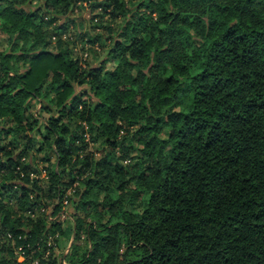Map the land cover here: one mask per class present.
<instances>
[{
  "label": "trees",
  "instance_id": "trees-1",
  "mask_svg": "<svg viewBox=\"0 0 264 264\" xmlns=\"http://www.w3.org/2000/svg\"><path fill=\"white\" fill-rule=\"evenodd\" d=\"M31 1L0 0V264L55 232L67 264H264V0ZM84 6L121 20L96 65Z\"/></svg>",
  "mask_w": 264,
  "mask_h": 264
},
{
  "label": "rangeland",
  "instance_id": "rangeland-1",
  "mask_svg": "<svg viewBox=\"0 0 264 264\" xmlns=\"http://www.w3.org/2000/svg\"><path fill=\"white\" fill-rule=\"evenodd\" d=\"M40 0H32L31 3L27 4L26 6L29 8L34 9L38 5H40ZM85 5V4H84ZM88 6H84V8H75L74 12L69 16L72 21H70V25L68 26L66 36L69 39V41L74 42L75 47L73 48V55L81 61H87L91 65H96L98 62H100L102 59L107 57V53L111 47V40L112 37L115 36V30L118 28V24L121 20H110L107 16H104L102 19H95L92 22H90V18L92 16V13L89 12ZM61 17V16H60ZM61 18L59 22L64 21ZM67 20V19H65ZM101 23H104L106 26L101 27ZM91 25V26H90ZM83 36V38L81 37ZM97 36V40L92 43L90 40L94 39V37ZM62 37H65L63 35ZM6 47L5 40L1 38L0 36V50L4 49ZM107 67H111L112 65L107 63ZM81 87L77 86L75 88L76 92L80 91ZM44 103H47L48 100L45 98ZM33 108L36 111L39 109L40 104L37 103V101H33ZM43 117H47L46 112H42ZM35 135V134H34ZM36 140L39 141L40 136L37 134L34 137ZM96 147H98V144H90V149L94 150ZM99 155V152L96 153ZM126 163V162H125ZM45 172H42V177L44 176ZM31 177H36L35 175L31 174ZM41 179V178H40ZM82 187V185H80ZM73 189H69L67 191L68 196H71L70 193H72ZM65 206L67 207L68 213H73V208L70 205V201L68 199L66 200ZM80 215L83 214V212H79ZM91 217V216H90ZM89 217V218H90ZM92 218V217H91ZM64 222L68 223V220H64ZM69 224V223H68ZM70 226V225H69ZM85 235L82 234L79 240V244L84 249L86 247L85 243ZM65 242L62 241L59 242L56 245L53 246L52 250H50V256L56 252L55 250L58 248L59 252L63 249ZM122 252V249L121 251Z\"/></svg>",
  "mask_w": 264,
  "mask_h": 264
},
{
  "label": "built area",
  "instance_id": "built-area-1",
  "mask_svg": "<svg viewBox=\"0 0 264 264\" xmlns=\"http://www.w3.org/2000/svg\"><path fill=\"white\" fill-rule=\"evenodd\" d=\"M64 205L66 204V200H64ZM61 217L64 216V213H63V210L62 212L60 213ZM8 237L9 238H13L12 237V234H8ZM59 237V233L58 232H55V233H49L48 236H47V249L45 251H43L41 253V255H38L35 257V253H36V250L31 248L29 245H27V248H31L29 251L26 250L24 248V246L22 245H19V246H14V255H15V259L20 262V263H23V262H28L29 264H45L43 262H46V264H54L53 262L52 263H48V258H50V248L51 246H54L56 245V241L55 239H57ZM18 238L20 239L21 236H18ZM71 241H69V243L67 244L66 248H63L60 252L58 250V248L55 250L56 252H54V254L52 255V257L56 258V264H67V261H66V253L68 252L69 250V246L71 244ZM39 250V248H37ZM51 257V258H52Z\"/></svg>",
  "mask_w": 264,
  "mask_h": 264
},
{
  "label": "crops",
  "instance_id": "crops-1",
  "mask_svg": "<svg viewBox=\"0 0 264 264\" xmlns=\"http://www.w3.org/2000/svg\"><path fill=\"white\" fill-rule=\"evenodd\" d=\"M63 213H65V215H64L63 217H61V220H62V221L70 219L69 215H70L71 213H68V212H67V207H66V206H63Z\"/></svg>",
  "mask_w": 264,
  "mask_h": 264
}]
</instances>
